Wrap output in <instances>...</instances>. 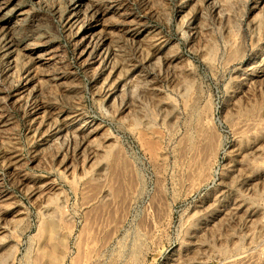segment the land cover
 <instances>
[{
	"label": "rangeland",
	"instance_id": "rangeland-1",
	"mask_svg": "<svg viewBox=\"0 0 264 264\" xmlns=\"http://www.w3.org/2000/svg\"><path fill=\"white\" fill-rule=\"evenodd\" d=\"M0 264H264V0H0Z\"/></svg>",
	"mask_w": 264,
	"mask_h": 264
},
{
	"label": "bare ground",
	"instance_id": "bare-ground-1",
	"mask_svg": "<svg viewBox=\"0 0 264 264\" xmlns=\"http://www.w3.org/2000/svg\"><path fill=\"white\" fill-rule=\"evenodd\" d=\"M51 224V223H50ZM47 225V224H46ZM48 226V225H47ZM50 226V225H49ZM53 226V225H52ZM56 226V225H55ZM55 226H53V227H55ZM52 229V228H51ZM49 230V229H48ZM47 230V231H48ZM48 232H50V231H48ZM51 232L53 233V230H51ZM52 235V234H51ZM238 258V257H237ZM240 258V257H239ZM241 259V258H240ZM236 261V260H235Z\"/></svg>",
	"mask_w": 264,
	"mask_h": 264
}]
</instances>
